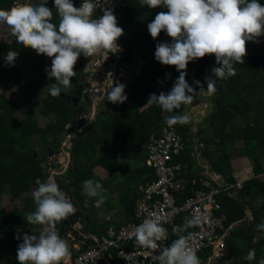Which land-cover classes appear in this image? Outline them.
<instances>
[{
    "label": "trees",
    "instance_id": "obj_1",
    "mask_svg": "<svg viewBox=\"0 0 264 264\" xmlns=\"http://www.w3.org/2000/svg\"><path fill=\"white\" fill-rule=\"evenodd\" d=\"M15 1L18 0H0V9H10ZM26 1L28 0H23V2ZM39 1L47 3V6L52 9L51 22L58 26L59 17L53 0ZM81 1L73 0L74 6L79 7ZM259 2L264 6V0H259ZM122 3L126 6L127 13L117 19L118 26L124 30L118 43L123 50L122 65L127 76L124 84L129 105L120 104V111L113 112L111 111L112 103L107 99L104 100L105 104L100 116L71 140L72 145L69 149L71 159L73 162L80 161V165L76 168L69 166L62 176L55 177L60 189L65 187L64 183L75 194L77 205L81 207V211L87 218L88 230L86 232L98 237L105 234L107 227L112 225L117 227L123 222L114 219V221L98 222L97 213L100 207L95 206L98 197H89L82 193L83 181L92 179L100 182L107 190L102 193L106 197L104 201L106 208L112 210L114 204L109 199L111 195L107 188L108 185L96 176L94 168L100 166L109 171L117 193V203L121 208L120 213L126 221L133 220L135 200L140 196L137 185L155 179V173L147 166L146 157L140 153L139 147L153 132L169 127L165 123V117L169 114L156 105H148L147 99L152 93L168 92L172 82L179 76L175 66L162 65L154 57L156 44L170 42V37L161 32L156 39H153L147 29L148 23L154 20L155 15L167 9H150L142 6L141 0H122ZM95 15H102L99 9ZM263 37H259V42L255 43H260ZM9 50L19 52L14 66L7 65L5 61ZM46 57V55H38L34 50L17 44L16 39L0 44V91H5L11 83L19 85L25 72L41 73ZM213 58L212 55H208L189 62L186 78L196 72L197 80L204 83L206 76L212 77L206 66V59L208 62L210 59L213 62ZM244 60V64L234 65L235 76L228 79L212 77L216 79L217 90L212 97L211 113L204 128L193 133L188 124L175 125L186 142V151L180 161L188 163L190 167H195V162L190 156L194 138L204 143L203 153L212 168L230 184L236 182L232 166V159L235 155L239 158H248L254 164L253 177L244 182L243 188L238 192L239 197H232L228 192H223L218 197L221 209L217 214L224 218L225 226L229 227L240 222L239 226L230 230L226 238L227 257L224 264H258L259 260L264 258V230L258 228V225L264 223V176L259 177L264 173V55L257 56L247 53ZM213 67L211 64V69ZM85 69L86 61L81 58L74 67L77 74L72 79L74 84L72 93L67 95L61 93L58 97H52L47 88L53 83L52 79L41 80L40 85L45 87L46 95L41 100L39 114L46 118L51 116L43 127L38 125V117L30 111L26 112L23 118H17L16 103L3 94L0 95V195L7 194L11 202L21 198L32 189L36 190L37 178L43 182L49 177L50 156L59 147L62 137L67 133V125L70 124L76 109L72 101L66 97L76 96L74 94L82 85L80 79L85 75ZM169 73L170 77L166 75ZM163 77H168L170 86H161L160 80ZM28 88V85L21 87L19 95L22 99L28 98L24 96ZM144 106L146 107L143 108ZM233 106H236V109H233ZM33 136L38 137L39 150L32 144ZM100 136L104 141L109 139L110 142L129 146L131 148L129 155L142 157L141 163L133 168L126 167L121 157L120 160L113 158L112 154L119 156L113 149L104 148ZM237 142H243L244 146L236 148ZM138 152L141 156L137 155ZM130 156L127 155V157ZM116 172H121L122 179L115 176ZM190 175L192 177L195 173L190 171ZM181 194V201L191 196L193 194L191 184H187ZM257 199L260 202L254 207L252 203ZM35 208L32 196L23 197L20 206L13 207L11 210L0 207V264L9 262L18 264L16 253L18 245L23 242L22 235L24 233L38 234L42 230L40 225L32 224L24 230V225L27 223L26 216L35 211ZM248 208L253 216V221L249 224H247L246 214ZM75 215L56 225L58 233L72 231L79 238L78 232L72 228L71 220ZM186 217L189 216L181 214L175 226L183 225ZM173 228H171L170 235L172 242L191 229L177 233L173 232ZM17 233L21 235L20 240L16 239ZM253 248L256 250V259L248 261L245 257ZM84 249L86 245L82 246V250ZM70 252L72 253L71 250Z\"/></svg>",
    "mask_w": 264,
    "mask_h": 264
},
{
    "label": "clouds",
    "instance_id": "obj_2",
    "mask_svg": "<svg viewBox=\"0 0 264 264\" xmlns=\"http://www.w3.org/2000/svg\"><path fill=\"white\" fill-rule=\"evenodd\" d=\"M53 3L59 17L58 26L51 22L53 11L47 3L33 5L23 0H18L8 10L0 9V25L11 29L17 44L34 50L38 55L51 58V66L45 72L55 82L47 88L52 97H58L62 88L71 86V81L77 74L74 67L81 56L99 57L104 62L110 55L122 51L118 41L124 30L118 26L111 7L101 8V0H83L79 7L74 6L73 0H53ZM141 5L150 9H167L158 12L154 20L148 23L147 29L153 39L161 32L171 38L170 42L156 44L154 57L162 65L175 66L179 73L168 92L150 94L147 104L156 105L169 114L165 117V123L169 127L187 124L190 117L187 114H176V110L192 104L197 89L206 90L208 95H213L217 90L216 79H228L236 75L234 65L245 63L247 42H259L258 38L264 36V6L259 0H141ZM98 9L102 15L96 16ZM208 55L215 57L216 65L211 72L216 79L206 76L204 83L194 80L193 84H189L186 79L189 62ZM18 56V51L9 50L5 57L7 65L14 66ZM84 74L81 79V93L85 87L86 72ZM166 75L170 77L171 74ZM93 84L98 86L99 82L94 81ZM105 95L112 104H124L128 99L125 84L120 82L106 87ZM67 130V133L72 132L69 128ZM79 132H72V137ZM59 166L62 167L60 164ZM55 179L49 176L43 182L39 178L35 181L38 186L33 193L36 208L27 214L26 221L44 227L38 234L22 235L23 242L18 245L16 253L18 264H61L70 255L68 235L73 232L58 233L56 225L76 212L78 214L71 222L72 228L79 233V238L81 235L98 237L86 232L88 224L82 211L83 216L80 215L79 206L76 209L72 189L63 183V189L67 192L70 190L69 195L73 194V200L70 201ZM82 187L89 197H98L95 201L96 207L105 201L106 197L102 193L107 190L100 182L88 179L83 181ZM108 220L111 221L110 218ZM162 221L166 222L165 218L154 213L152 218H146L136 226V245L149 249L159 248L158 242L168 238ZM76 223L81 224V228L76 229ZM200 223L201 218L198 215L186 217L183 225L174 226L173 232H187L189 228ZM258 228L264 230V223L258 225ZM190 237L191 233L187 236L181 235L170 246L163 247L159 252V264H200L196 250L189 244ZM16 239H21L19 233ZM88 242H92L91 237ZM245 259L255 260L256 250L250 249ZM258 264H264V258Z\"/></svg>",
    "mask_w": 264,
    "mask_h": 264
},
{
    "label": "built area",
    "instance_id": "obj_3",
    "mask_svg": "<svg viewBox=\"0 0 264 264\" xmlns=\"http://www.w3.org/2000/svg\"><path fill=\"white\" fill-rule=\"evenodd\" d=\"M82 2L83 0L80 5ZM123 6L122 0H101V8L111 7L117 19L122 16ZM122 51L110 55L104 62L99 57L79 58L86 61L85 87L82 91L85 100L71 127L80 126L83 129L84 124L89 125L93 121L90 115L95 114L97 101V107L105 104V88L114 82L124 84L127 76L122 65ZM98 65L100 66L97 67ZM94 81H98L99 85L94 86ZM88 103L91 106L86 108ZM139 151L146 157L147 166L153 169L155 179L137 185L140 196L135 200L133 220L124 221L117 227L110 226L101 237L80 234L81 237L76 238L69 234L68 245L72 253L70 252L61 264H159V252L163 247L171 245V228L175 226L181 214H187L189 217L198 215L201 218V223L191 227L185 234L187 236L191 233L189 244L196 250L200 264H224L227 257L226 238L234 224L226 227L224 218L217 214L221 209L218 197L223 192H228L232 197H239L238 192L243 188L244 182L235 178L236 182L230 184L215 171L203 153L204 143L198 138L193 139V150L190 153L195 167L181 162L180 158L186 151V142L175 126L153 132L139 147ZM51 166L50 161L49 176L55 179L62 172L58 174L55 167ZM190 171L195 175L191 177ZM263 176L264 173L259 177ZM187 184H191L193 194L181 201V193ZM154 213L165 218L166 222L162 221V226L166 229L168 238L159 241L157 249L139 247L134 239L135 227L144 219L152 218ZM90 237L92 242H88ZM83 245H86L84 250Z\"/></svg>",
    "mask_w": 264,
    "mask_h": 264
},
{
    "label": "rangeland",
    "instance_id": "obj_4",
    "mask_svg": "<svg viewBox=\"0 0 264 264\" xmlns=\"http://www.w3.org/2000/svg\"><path fill=\"white\" fill-rule=\"evenodd\" d=\"M27 2L28 3L30 2L33 5L40 4L39 0H28ZM147 18H149V17H147ZM14 39H16V38L12 34L11 29H9L7 26L0 25V42L8 43ZM169 41H171V38ZM246 49H247L248 54L264 55V37L261 39L260 43H255L252 41L247 42ZM213 59H214L213 62L211 59L209 60V62L206 59V66L209 68L208 71H210L211 74H212L211 64H212V67H213V65H216L215 57ZM50 66H51V58L47 57L44 70L41 73H36V74L30 73V72L23 73V80H22L21 84L25 85V86H27V84L29 85L28 90L26 92H24L25 93L24 96L28 97L26 100L22 99L21 96L19 95V91L21 89L19 86L9 85V86H7L5 91H0V95L3 94L6 98L12 99L16 103L17 111H16L15 115L17 118L24 117L25 113L30 111V113H33V115L35 114L38 117L37 122H38V125L41 127H43L46 124V122L48 121V119L51 118V116L46 118V117H43L39 114V108L41 105V100L46 95V89H45V87L40 85V82L43 79L50 80L47 77L46 72H45V69L50 68ZM172 75H173V73H172ZM186 79L189 82V84H193V81L198 79L197 73L194 72L193 74H191ZM170 81L172 82L171 78H170ZM52 82L53 83L55 82L54 78L52 79ZM160 84L162 87L170 86L169 81H168V77H163L160 80ZM172 85H173V82L171 84V87H169V89L172 88ZM73 86H74V84L71 81V86L66 88V89L62 88L61 93L66 94V95L72 93ZM193 86L195 87V85H193ZM213 95H208L205 91H199L197 89V92L194 93V99H193L192 104L188 105L187 107H181V109L176 110V114H187L190 117V121L187 124L189 126H191L193 133H196L197 130H199L202 127L204 128L206 126V121H207L208 116L210 115L211 107L213 104V101H212ZM207 101L208 102L211 101V104H209L210 107L208 106L209 109H207V104H206ZM125 103L127 106L129 105L128 101H126ZM97 106H98V101H97L96 109H97ZM145 107L146 106H144L143 108H145ZM115 108L119 112L121 109L120 104H117L115 106ZM115 108H112L111 111H113V112L116 111V110H114ZM143 108H141V110ZM96 114H97V111L95 114L90 115L92 120L95 119ZM238 122L240 124H242V122H240V121H238ZM69 129L73 130V133L78 132L79 129H80V131L82 130V128L80 126L72 127V128L70 127ZM112 131H114V130H112ZM71 135L73 136L72 132L66 133L65 136L61 139L59 147L54 150L55 153H53V155L50 156L49 161L53 162L56 165L57 168L55 170L58 171L57 172L58 174H60V172H63V170L66 169V167H68L67 163H69V162H70L71 167L76 168L80 165V161H78V160H76L74 162L72 161L71 155H69L70 154L68 151L69 149L66 150V147L64 146V144H66L65 143L66 140ZM32 144L36 149H38V150L40 149V144H39V140H38L37 136H33ZM243 146H244L243 142H237L236 143V148L243 147ZM110 147L119 155V157L122 158L126 167L133 168V167H136L138 164L141 163L142 157L137 158V157H131L129 155L130 151H131V148L129 146L110 142ZM127 155L130 157H127ZM137 155L141 156L139 152L137 153ZM56 157H58V158H56ZM57 160L61 163V166H62L60 168L61 170L59 169L58 163L56 162ZM233 160L235 161V164H236V167L235 168L233 167V170H234L233 176L235 178H239L240 179L239 181L244 182L246 180H249V178L253 177V172H252L251 168H253L254 164L252 161L247 160L246 158L236 157V155L234 156ZM248 162H249V166H247ZM247 167H249V171L247 172L248 176L247 177L245 176V179H242V177L240 178L238 173L239 172H243V173L246 172ZM51 172H52V169H50V173ZM94 173L96 174V176L98 178L101 177L99 175V171L98 172L96 171ZM115 176L118 179H122V177H123L121 172H116ZM102 180L104 182H107V185H109L108 191L110 192V195H111V198L109 197V199L112 202V204H114V208L117 207L118 209L116 208L117 211L107 210V209H105V206H102V204H101L100 210L97 213L98 214L97 216L99 218L98 222H103L102 220H104L106 218V216H109L110 219L114 218L115 221L116 220L119 221L120 219H122V215L120 213L121 208L118 207L119 205H118L117 199H116V193H115V189L113 186V178H110L109 176H107ZM34 191H35V189H32L31 191L25 193L21 198L15 200L13 202H11V200L9 199L7 194H2V195H0V207L5 209V210H11L13 207H19L20 203H21V199L23 197H28V196L33 197ZM82 193H85L83 191V189H82ZM112 197H113V199H112ZM259 202H260V200L257 199L252 204H254V207H255V206H258ZM246 214H247V224L252 223L253 216H252V211L249 208L247 209ZM29 225H30L29 223H26L24 225V230L28 229ZM239 225H240V222L234 223L235 227L239 226ZM40 227L42 229L44 226L40 225ZM61 238L65 239L64 237H61ZM8 264H10V262Z\"/></svg>",
    "mask_w": 264,
    "mask_h": 264
},
{
    "label": "crops",
    "instance_id": "obj_5",
    "mask_svg": "<svg viewBox=\"0 0 264 264\" xmlns=\"http://www.w3.org/2000/svg\"><path fill=\"white\" fill-rule=\"evenodd\" d=\"M25 3H28L27 1L25 2ZM30 3V2H29ZM123 16V15H122ZM0 44H5V42H0ZM250 55H254V54H250ZM258 56V55H257ZM46 60H47V57H46ZM46 60H45V63H46ZM44 67H45V65H44ZM43 70H44V68H43ZM85 73V72H84ZM22 82V81H21ZM10 85H16V84H14V83H11ZM28 85V84H27ZM9 86V85H8ZM16 86H19L20 88L21 87H23V86H25V85H22L21 83L19 84V85H16ZM29 86V85H28ZM78 90H79V88H78ZM205 92H206V90H205ZM69 93V92H68ZM214 96V95H213ZM199 99V98H198ZM197 99V100H198ZM82 102V104H80ZM206 104H207V109H209V107H210V105L209 104H211V101H207L206 102ZM117 104H112V108H115V106H116ZM213 105V104H212ZM78 106L81 108L82 106H84V103H83V100H82V98L78 101ZM91 106V104H89L88 103V105H85V107L86 108H89ZM209 106V107H208ZM102 108H103V106H101V107H97V109H96V107H94V109H95V113H96V111H97V114H96V117H95V119L98 117V114L99 113H101V111H102ZM211 109H212V107H211ZM115 110H116V108H115ZM211 113V112H210ZM100 116V115H99ZM23 118V117H22ZM19 119H21V118H19ZM101 138H102V140H101ZM73 139V137L71 136V137H69L67 140H66V145H65V147H66V150H68V149H70V148H67V147H69L70 145V143H71V140ZM100 140H101V142H102V145L104 146V148L105 149H107V150H111V147H110V141H109V139L108 140H106V141H104V139H103V137L102 136H100ZM72 145V144H71ZM71 147V146H70ZM109 148V149H108ZM69 151V150H68ZM70 155V154H69ZM112 156H113V158H116V159H118V160H120V157L119 156H117V155H113L112 154ZM56 158H58V157H56ZM247 160H249L248 158H246ZM57 163H58V166H59V164L61 165V163L57 160L56 161ZM52 164H53V166H51L52 168H56V165L53 163V162H51ZM248 165L247 166H249V162L247 163ZM67 165H68V163H67ZM232 166L235 168L236 167V164H235V161L232 159ZM59 169H60V166H59ZM252 169V168H251ZM61 170V169H60ZM98 172L99 171V175L101 176V177H99L100 179H104L105 177H107V176H109L110 178H112V175L110 174V172L109 171H107V170H104L102 167H96V168H94V172ZM249 171V167H247V171L246 172H239L238 173V175L240 176V178L242 177V179H245V176L247 177L248 175H247V172ZM105 173V174H104ZM238 176V177H239ZM250 179V178H249ZM106 184H107V182H106ZM107 188H109V185L107 186ZM63 192H65V194H66V197L71 201V200H73V194L71 193L70 195H69V192H67L65 189H63L62 190ZM115 193H116V191H115ZM84 194H86V193H84ZM116 199L118 200V197H117V193H116ZM102 206H105V209H107L106 208V204H105V202H103L102 203ZM100 207V206H99ZM119 207V206H118ZM79 208H81V207H79ZM117 208V207H116ZM116 208H113L112 210H114V211H117V209ZM108 210V209H107ZM122 215V214H121ZM76 217V216H75ZM121 218V217H120ZM109 219V216H106V218L104 219L105 221L106 220H108ZM114 218H112L111 220H113ZM103 220V221H104ZM122 222H124V221H126V219L123 217V215H122V219H120ZM80 222V221H79ZM75 225V224H74ZM75 227H76V229H77V224L75 225ZM234 225H233V228L232 229H234ZM231 229V230H232ZM67 232V231H66ZM79 234V233H78Z\"/></svg>",
    "mask_w": 264,
    "mask_h": 264
},
{
    "label": "water",
    "instance_id": "obj_6",
    "mask_svg": "<svg viewBox=\"0 0 264 264\" xmlns=\"http://www.w3.org/2000/svg\"><path fill=\"white\" fill-rule=\"evenodd\" d=\"M126 13H127V8H126V6H123L121 8V14L124 16ZM81 79H82V77H81ZM81 79H80V82H81ZM81 90H82V87H79V90H78V92H77V94H76L75 97H66L68 100H71L72 101L74 107L76 108L75 111H74V113H73V116H72V119H71L70 124L67 125V128H70L71 127L72 122L75 120V118L78 116V114L80 112V107L78 106V101H79V98L78 97L81 94ZM232 108L233 109H236V106H233ZM101 140H102V138H101ZM71 144L72 143H70L69 145L71 146ZM70 146L67 147V148H70ZM78 211L80 212V215L83 216V213H81V208H78ZM84 220H86V217H84ZM76 224H77L78 228H81V224H78V223H76ZM85 227L87 228V226H85Z\"/></svg>",
    "mask_w": 264,
    "mask_h": 264
},
{
    "label": "flooded vegetation",
    "instance_id": "obj_7",
    "mask_svg": "<svg viewBox=\"0 0 264 264\" xmlns=\"http://www.w3.org/2000/svg\"><path fill=\"white\" fill-rule=\"evenodd\" d=\"M77 92H78V90H77ZM77 92L74 94V96L77 94ZM78 98H79V100H80L81 98H82V100H85L84 97H83V93H81L80 96H79ZM85 125H86V124L83 125L84 127L82 126L83 129H85V128L88 127V125H86V126H85ZM72 132H73V130H72ZM74 204H76V209H77V207H78L77 202H74Z\"/></svg>",
    "mask_w": 264,
    "mask_h": 264
}]
</instances>
